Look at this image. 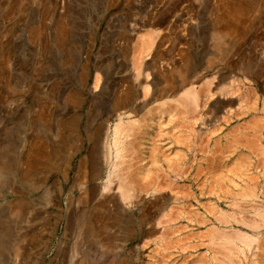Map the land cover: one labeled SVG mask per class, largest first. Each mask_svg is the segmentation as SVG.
<instances>
[{"label":"rangeland","instance_id":"obj_1","mask_svg":"<svg viewBox=\"0 0 264 264\" xmlns=\"http://www.w3.org/2000/svg\"><path fill=\"white\" fill-rule=\"evenodd\" d=\"M145 29L162 34L157 56L172 62L169 68L174 64L193 77H216L217 104L224 105L217 109L220 142L227 128L236 130L258 117L261 131L249 134L264 145V0H0V264H192V259L161 258L170 250L155 253L162 233L142 219L153 210L147 203L105 228L96 224L92 237L78 227L82 212L93 214V203L82 202L94 183L85 187L81 178L87 111L94 104L92 116L106 117L124 89L118 72L129 65L137 35ZM80 56L86 60L81 64L88 88L95 61L112 77L96 101L77 81ZM223 87L234 93L231 98L222 97ZM229 108L226 121L221 117ZM241 151L235 149V162ZM259 151H243L250 180L234 176L228 210L238 216L234 230L262 239L264 227L249 226L264 217V152ZM191 158L189 153L188 164ZM219 206L227 209L223 199ZM261 243L234 241L212 252L199 247L195 262L260 264Z\"/></svg>","mask_w":264,"mask_h":264},{"label":"bare ground","instance_id":"obj_2","mask_svg":"<svg viewBox=\"0 0 264 264\" xmlns=\"http://www.w3.org/2000/svg\"><path fill=\"white\" fill-rule=\"evenodd\" d=\"M154 30L145 29L137 35L129 65L118 72L122 74L120 80L124 81V89L120 97L112 101L106 117L95 119L92 116L94 104L87 111L85 130L88 154L82 159L81 178L84 186L91 181L94 183L85 186L82 202L84 206L88 202L93 203V210L90 211L93 214L87 215L89 212L86 210L82 212L78 221L80 234L92 237L96 224H100L99 228H105V224L113 218L131 217L134 211L147 203L153 210L143 213L142 219L149 223L152 231L159 229L162 233L159 237L161 245L155 248V253H159L160 249L174 250L168 251L167 255L162 253L161 258L179 259L180 262L192 259V264H196L197 258L201 257L195 258L199 247L216 251L217 248H229L234 241L253 244L260 243V240L261 247H258L264 255V237L259 239V234L249 235L234 230L233 221L238 216L235 218L236 214L228 210L232 208L230 194L235 185L234 176L242 182L245 178L250 180L244 172L250 166L242 167L247 156L239 155L236 159L242 165L235 164L236 147L255 149V152L260 149L257 154H264L261 138L256 134L260 138L257 139L254 133V139L249 134L250 130L261 131V120L254 117L253 122L249 121L241 128L239 126V130L233 128L234 132L232 128H227L224 143H221L217 109L223 104H217L216 77H193L174 64L169 68L172 62L164 63L157 56L163 45V36ZM80 61L81 64L86 60L81 57ZM82 64L77 68V81L89 93L92 101H96L112 77L105 67L95 61L94 77L88 88ZM172 73L175 77L170 76ZM233 94L222 88L223 98H231ZM230 109L221 118L228 121ZM142 111L143 114L139 115ZM112 118L113 122L110 121ZM238 131L241 135H237ZM189 153L192 158L188 164ZM251 186L245 187L250 189ZM249 189L244 192H250ZM244 192L238 194L239 199H242ZM220 199L224 200L226 210L219 206ZM263 213L261 211L260 214ZM242 219H239L240 222H243ZM253 222L249 226L256 231L264 227L262 215L259 221ZM172 226L180 229L173 231ZM185 229L190 231L191 236L182 237L180 233ZM200 229L204 230V234L198 233ZM110 239V235L104 238L107 242ZM188 248L192 251L185 252ZM215 253L214 256H217ZM227 253L223 256L228 257ZM243 261L248 263L246 259ZM260 264H264V261L260 260Z\"/></svg>","mask_w":264,"mask_h":264},{"label":"crops","instance_id":"obj_3","mask_svg":"<svg viewBox=\"0 0 264 264\" xmlns=\"http://www.w3.org/2000/svg\"><path fill=\"white\" fill-rule=\"evenodd\" d=\"M237 133H238L237 135H241V132H240V131H238ZM252 133H253V132H252ZM236 149H241V150H242L241 152H239V154H237V157H238L239 155H244L243 151L246 150V149L243 148V147H241V148H240V147H236ZM249 151H252V150L249 149ZM237 157H236V158H237ZM234 159H235V158H234Z\"/></svg>","mask_w":264,"mask_h":264}]
</instances>
